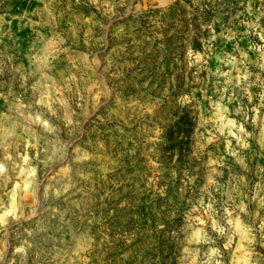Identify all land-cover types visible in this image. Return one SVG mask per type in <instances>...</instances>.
I'll return each instance as SVG.
<instances>
[{
    "label": "rangeland",
    "instance_id": "obj_1",
    "mask_svg": "<svg viewBox=\"0 0 264 264\" xmlns=\"http://www.w3.org/2000/svg\"><path fill=\"white\" fill-rule=\"evenodd\" d=\"M0 264H264V0H0Z\"/></svg>",
    "mask_w": 264,
    "mask_h": 264
}]
</instances>
